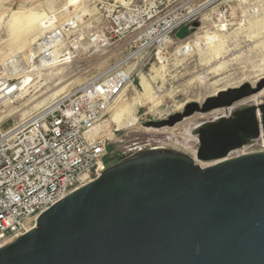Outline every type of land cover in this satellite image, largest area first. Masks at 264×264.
<instances>
[{"label":"water","instance_id":"95a60500","mask_svg":"<svg viewBox=\"0 0 264 264\" xmlns=\"http://www.w3.org/2000/svg\"><path fill=\"white\" fill-rule=\"evenodd\" d=\"M263 87L264 77L221 89L147 125L226 110ZM195 134V158L210 164H196L179 139L115 146L99 176L0 247V264H264V149L229 157L264 137V103L202 123ZM142 150L149 152L130 157Z\"/></svg>","mask_w":264,"mask_h":264},{"label":"built area","instance_id":"2783aa9c","mask_svg":"<svg viewBox=\"0 0 264 264\" xmlns=\"http://www.w3.org/2000/svg\"><path fill=\"white\" fill-rule=\"evenodd\" d=\"M206 7L190 15L193 8L184 13L168 0H137L128 5L100 1L91 19L95 25L85 41L80 38L82 23L66 29L55 23L36 41L27 64L34 68L74 59L82 43L98 56L120 51L116 60L68 91L55 105L0 130V247L32 228L44 210L100 175L109 138L98 125L137 73L152 59L159 63L165 58L175 31L193 23L198 24L193 30L202 29ZM212 13V30L220 24L230 29L234 24L229 6L219 5ZM14 74L15 69L5 60L0 71L2 87L15 81ZM262 138L230 151L229 157L264 149Z\"/></svg>","mask_w":264,"mask_h":264},{"label":"rangeland","instance_id":"374dc122","mask_svg":"<svg viewBox=\"0 0 264 264\" xmlns=\"http://www.w3.org/2000/svg\"><path fill=\"white\" fill-rule=\"evenodd\" d=\"M100 1H107L112 4L120 2L119 0H0V14L3 13L5 15H0L1 17L3 16L0 18V71L3 70L2 62L7 56H16L12 58L19 64L25 62L23 52H13L7 55V53H9L8 51H10L7 47L8 41L10 40L9 38L12 37L7 23V20L9 22L11 18V11H17L20 6L33 8L37 12L45 13L46 16L55 23L58 22L56 15L60 12L65 16L64 19L69 18V21L75 19V14L83 17L88 13L89 15L84 17V20L72 24L78 25L82 23L79 27V32L81 33L80 38L84 39L85 35H87L90 29L95 25L91 19L96 16ZM132 1L137 0H131V2ZM168 2L172 7L179 6L182 8L184 13L193 8V10L190 11V15L197 13L196 8L199 5L204 4L203 6H207L204 12L205 14L202 16L203 19H201V24L203 22L202 29L193 30L194 26L192 25L191 28L190 25L187 24L175 31L172 37L173 43L165 58H162L159 63L152 59L146 64L143 70L137 73L125 92L128 99L136 97L137 93L142 91L140 87L141 75L150 77L154 75L153 66L156 68L160 65H164L166 75L164 74L163 78L158 77L153 84L158 91L159 103L157 106L154 109H150V104L138 107L136 112L137 123H135L133 127L117 129L112 122H109L108 127H103V129L105 128V131H112V134L109 135V151L126 140L138 137L179 139L188 154L195 159V163L203 166L210 164V162L204 163L195 158V152L198 146V138L195 134L197 127L202 123L214 121L220 117H226L234 109L254 104L251 101L252 96L245 97L235 102L230 108L231 110L228 108L226 110L215 109L206 113L195 112L173 126L155 128L153 126H148L147 123L149 121L165 119L171 114L182 112L185 105L189 102L201 104L208 96L213 95L216 89H222L223 86L224 89L235 87L238 85V82L241 84L248 82L253 86L255 85V73L257 74L255 70L256 65L264 60V27L259 26V28L256 29L250 25L255 26V22L252 21L257 19H260L259 22L264 24V0H244V2L242 0H168ZM219 5L229 6L234 24H231L232 26L230 29L220 31L225 34V37H221V43L223 45H221V50L224 52V58H221V60H226L225 67L217 69V71L213 70L211 73L210 71H212V67L216 65L215 62H217V59L209 58L211 62L204 64V61L201 60L202 57L200 53L197 52L192 41L195 39L196 34L202 35L204 30L215 31L217 33V30H212L211 26L213 25L212 22H215L214 13L212 12ZM3 9L8 10L4 11ZM202 9L203 7L199 11ZM253 10L254 13L257 12L253 14ZM242 17L243 20L240 21ZM86 19L89 20L87 21ZM245 26L250 27L246 29ZM194 31L196 33L193 35L192 33ZM85 40L86 38L84 41ZM213 48L216 47L214 46ZM119 51L120 50L115 49L108 54L98 56V54L93 53L92 49H90L86 43H82V50L74 59L60 64V68L53 72L47 70L42 72V77H47V81L39 90L30 88V91L28 90L27 92L28 95H25L26 97L18 98L7 105L0 104V130H7L14 124L20 122L24 111L31 114L48 106L50 102L47 97L60 87L65 85L66 90H64L66 92L77 87L90 75L100 71L116 60ZM253 71L256 72L253 74ZM206 72L208 73L206 80L201 81L197 79L198 75H202ZM246 75H248V78ZM38 102H40V106L36 108L35 104ZM258 103H264V97L260 98ZM12 108L16 110V113L10 116L8 113ZM110 112L104 120L109 118Z\"/></svg>","mask_w":264,"mask_h":264},{"label":"bare ground","instance_id":"6f19581e","mask_svg":"<svg viewBox=\"0 0 264 264\" xmlns=\"http://www.w3.org/2000/svg\"><path fill=\"white\" fill-rule=\"evenodd\" d=\"M119 1L124 5H128L131 2V0L130 1L119 0ZM242 1L244 2V0H242ZM203 5L204 4L199 5L196 8V11L198 12L202 7L204 8L205 6H203ZM31 6H33V5H31ZM3 10L7 11L8 9H3ZM254 10H253V14H255L257 12L256 11L254 13ZM11 12H12V13H10L11 18L9 19V22L7 20V23H8L12 37L10 36L11 38H9L10 40L8 41L7 47L9 48L10 51H8L9 53H7V55L11 54L13 52H16V53L17 52H23L24 54L23 53L22 54L25 56V62L23 64H19L16 60H14V58H12V57H16L13 55L7 56V58L4 59V61L2 62V65L5 64V60H8L11 63V65L15 69V74H14L13 79L16 80L15 82H12L8 85H5L4 87H2L3 83L2 84L0 83V104H3V105H7V104L11 103L12 101H14L18 98L26 97L25 95H28L27 92L30 88H34V90H39L42 87V85L45 84V82L47 81V77L46 78L42 77V72L45 70H47L49 72H53L54 70L60 68V66H61L60 64L64 63V62L54 61L51 63L42 64L40 66H37L36 68H34L33 66L32 67L27 66V64L29 63L30 53L33 49V45L36 43L37 40L40 39V37H42L50 28L53 27L55 22L53 20L51 21L50 18L47 17L45 13L37 12L33 8H26L24 6H20L17 11L15 10V11H11ZM2 14H0V15H2ZM88 15L89 14L87 13L86 15L81 17L80 15L75 14L74 15L75 19L72 21H69V18L64 19L65 16H63V13L60 12L58 15H56V19L58 20L57 24L62 25L66 29L68 26H71L75 22L77 23V22L84 20V17H87ZM255 16H258V15H255ZM2 17L0 16V18H2ZM259 20L260 19L252 21V22H255V24H254L255 26L250 25V24L249 25L251 27H255L256 29L259 28V26L264 27V24L263 23L261 24L259 22ZM257 22H259V23H257ZM250 26H248V27H250ZM218 27L219 28H216L217 33L215 31L213 32L210 30H204L202 35L196 34L195 39L192 41L193 46L196 48L197 52L200 53V55L202 57L201 60L204 61V64L205 63L208 64L211 62V60L209 58L217 59V62H215L216 65L214 67H212V71H210L211 73L213 72V70L217 71V69H222L223 67H225L224 65L226 64V60H221V58H224V55H223L224 52H222V50H221V48L223 46L221 43V37L222 36L225 37V34L221 33L220 31H222V30L225 31V29L228 30V28L226 25H221V24L218 25ZM239 27H240V25H239ZM248 27H246V29ZM7 31H8V29H7ZM247 31H249V30H247ZM214 46L216 48H213ZM263 47H264V44H263ZM55 54H57V52H55ZM261 60H263V59H261ZM152 69L154 70V75H152L150 77L141 75L140 87H141L142 91L140 93H137V96L135 95L136 97H133L131 99H128L126 97L125 92L129 88L130 83L124 87V89L122 90V93L120 94L119 98L117 99V101L115 102V104L113 105V107L111 109L109 118L100 122V124L98 125V128L108 127L109 122H112L117 127V129L133 127V126H135V123H137L136 112H137L138 107L146 106V105L150 104V109H154L157 106V104L159 103L158 95H157L158 91L155 89V86L153 84L157 80L158 77H160V78L164 77L165 69H164V65H160L156 68L153 66ZM253 69H254V67H253ZM255 70L257 71V74L255 73L256 71L255 72L253 71V74L255 73V75H256V77L253 76V77H255V81L264 77V60L261 63H259L258 65H256ZM207 74L208 73L206 72V73H203L202 75H198L197 79L204 81L207 79ZM246 76L248 78V75H246ZM221 81H222V79H221ZM239 83L240 82H238V85L241 84V83L240 84ZM216 84H217V82H216ZM223 87H222V89H224ZM64 89H65V85L60 87L59 89H57L55 92L51 93L47 97L48 101L50 102V104L48 106L55 105L59 99H61L62 97H64L66 95L67 92L65 91L66 89L65 90ZM219 90H221V89L220 88L216 89L214 94ZM251 96H252L251 101L253 103H258L260 101V98L264 97V87L259 92H257L256 94H253ZM40 102H45V101H40ZM40 102L35 104L36 108H38V106H40L39 105ZM230 108L231 107H229V109ZM14 113H16V110H13V108H12V109H10V112L8 114L11 116L12 114L14 115ZM28 113H26L24 111L22 113L21 120H25L27 117H29L31 114H33V113H31V114H28ZM186 131H187V128H186ZM111 132L112 131H110V130L107 131L108 138H109V135L112 134ZM262 139L264 141V137ZM10 241L11 240L8 239L5 241V243H8Z\"/></svg>","mask_w":264,"mask_h":264},{"label":"flooded vegetation","instance_id":"af4514ba","mask_svg":"<svg viewBox=\"0 0 264 264\" xmlns=\"http://www.w3.org/2000/svg\"><path fill=\"white\" fill-rule=\"evenodd\" d=\"M144 152H149V151H139V152H136L135 154H133V155H131L130 157H133L134 155H137V154H140V153H144ZM129 156H128V158H130Z\"/></svg>","mask_w":264,"mask_h":264}]
</instances>
